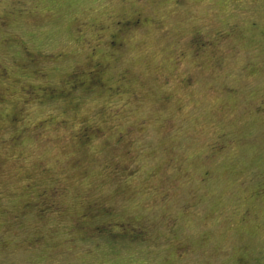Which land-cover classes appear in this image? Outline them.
<instances>
[{"label": "rangeland", "instance_id": "374dc122", "mask_svg": "<svg viewBox=\"0 0 264 264\" xmlns=\"http://www.w3.org/2000/svg\"><path fill=\"white\" fill-rule=\"evenodd\" d=\"M0 264H264V0H0Z\"/></svg>", "mask_w": 264, "mask_h": 264}]
</instances>
